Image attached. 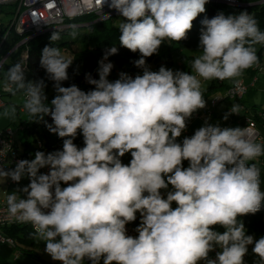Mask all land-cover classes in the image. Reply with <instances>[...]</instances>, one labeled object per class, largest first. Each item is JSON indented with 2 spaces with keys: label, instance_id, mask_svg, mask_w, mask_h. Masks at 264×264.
Here are the masks:
<instances>
[{
  "label": "clouds",
  "instance_id": "obj_1",
  "mask_svg": "<svg viewBox=\"0 0 264 264\" xmlns=\"http://www.w3.org/2000/svg\"><path fill=\"white\" fill-rule=\"evenodd\" d=\"M106 2L122 18L119 45L139 52L133 64L142 74L120 72L118 79H108L114 65L106 61L118 53L114 45L98 62V79L85 74L92 90L65 87L73 59L59 47L45 46L39 62L54 82L50 102L43 79H26L23 60L0 80L3 91L23 92L22 107L32 122L44 121L63 140L61 150L36 151L34 159L0 167L5 181L29 180L7 195L9 217L30 223L33 238L62 264H245L249 246L254 264H264V236L247 235L240 219L264 203L261 168L253 162L264 156V143L254 142L247 128L207 121L178 142L193 113L206 106L202 80L239 83L259 63L255 46L264 45V31L246 11L205 16L200 54L191 63L195 74L163 65L152 71L147 58L165 40L187 39L208 0H47L44 7L59 8L71 20L103 12ZM31 19L43 21L35 10ZM69 28L75 40L78 25ZM61 31L51 33L53 45ZM240 110L233 104L223 119ZM16 114L12 104L0 116ZM78 130L83 147L74 143ZM125 154L131 156L128 164L122 162ZM44 168L47 173L40 171ZM138 216L137 235H129L126 226Z\"/></svg>",
  "mask_w": 264,
  "mask_h": 264
},
{
  "label": "trees",
  "instance_id": "obj_2",
  "mask_svg": "<svg viewBox=\"0 0 264 264\" xmlns=\"http://www.w3.org/2000/svg\"><path fill=\"white\" fill-rule=\"evenodd\" d=\"M238 1L243 3L245 2L248 4L245 6H238L223 2H211L205 16L210 19L221 12L227 16L230 14H239L240 12L246 11L255 17L260 30L264 31V2H260L261 0ZM113 16L114 15L110 16V18L107 19L94 21L97 15L93 13H87L71 20V22L78 24L88 23L87 25L82 27L86 28L87 30L85 31L84 35L81 36L80 40L82 41L87 37V41H92L93 43L91 46H83L81 49L73 53L72 58H70L73 59V63L67 70L69 79L63 82V86L67 87L72 84H75L81 90H84L86 92L92 90L94 86L89 85L86 82L85 74L91 73L93 78L98 79V62L103 58L105 51L114 45L118 48V53L115 55H111L108 58V62H111L114 65L108 79H113L115 76L119 75V73L122 72L125 67L128 66L130 68H133L131 69L133 73L135 71H141V69L136 68L133 64V61L140 57L139 52L133 53L130 50L119 45V30L117 26H114L110 21ZM204 17L198 16L196 20L193 21V28L188 33L187 39H184L180 42L169 40L163 41L158 53L147 58L146 63H153V65H155L156 67H161V65L163 64L172 66L174 63V51L179 49H195L197 51H200L199 37L200 29L202 27L200 22ZM55 30L56 29L46 31L43 34L31 38L26 43V46L28 48V58L26 61V67L32 75L34 81H38L41 79L45 81V94L47 96L48 102H50L51 99L54 98L56 92L53 86L54 82L48 79L45 70L40 66L39 61L41 51L45 46H56L63 47L66 49L71 46L72 42L75 41L73 39H61V41L55 42V45H53L49 38L51 33ZM70 30V28L62 29L61 36L63 37V35L69 34ZM20 38L21 37L17 34L11 33L10 38H7L3 42L2 54L6 53L11 47H13L19 41ZM255 47L257 49V55L259 57V63H261L262 53H264V45H256ZM23 49V45L19 46L13 56H19L20 52ZM4 66H2L0 70ZM116 69H118V72H116ZM184 72H188L189 74H191L190 68H187ZM256 73L257 69L255 70L252 67L245 70L243 74L248 75L249 78H251ZM230 81L231 80H224L220 82H218V80L209 81L208 86L202 89L205 101L208 100V98L212 95L215 90H224L229 85ZM249 92H251L250 88L248 89L245 95H247ZM8 94L10 95L11 93ZM231 103L238 105L244 104V98L233 100ZM227 107L228 106H226V108ZM215 111L216 109L214 110V113ZM253 118L256 120L260 132L264 134V116H258L257 110H255ZM212 119L213 116L211 118V121ZM44 120L47 121V123H52L50 116H46ZM23 133L24 139L21 140V145L22 157L24 159H34V153L36 151H44L45 153H49L62 149L63 140L59 138L56 134L50 133L47 127L45 126L44 121L32 122V119L28 117V119L26 120V125L23 128ZM37 141L41 142L40 146L37 144ZM74 143L78 147L84 146L83 136L79 133V130L78 135L74 140ZM130 159V154H125V156L122 158V162L124 164H128L130 162ZM258 159H264V156H261ZM258 159L253 162L257 163V165L261 168V190L264 191V161H259ZM240 219L245 225L247 234L252 235L255 239H259L261 236H264V203H262L261 209L258 212H256L255 214L245 215L243 217H240ZM6 231L9 235L15 238L17 248H19L27 255L36 254V251L32 245L34 243V238L32 235L33 230L28 224H15L7 228ZM12 251L13 248L4 244H0V264H10V262H8V258L10 257ZM40 260H38L37 263L39 262L40 264H51L50 261L44 262L42 260L41 262Z\"/></svg>",
  "mask_w": 264,
  "mask_h": 264
},
{
  "label": "built area",
  "instance_id": "obj_3",
  "mask_svg": "<svg viewBox=\"0 0 264 264\" xmlns=\"http://www.w3.org/2000/svg\"><path fill=\"white\" fill-rule=\"evenodd\" d=\"M46 2L47 0H0V60H4L3 66L6 64L5 62L7 61V59L13 56V54L18 49V47L22 45L24 46V49L20 52L19 56L26 62L28 58V48L26 46V43L31 38H34L49 30H54V29L62 30L69 28V25L71 24H76V25L81 24V23L78 24L71 22L72 19L70 20L67 16H64L59 8L49 9L44 7V4ZM208 2L209 3L223 2L238 6H245L248 4L245 2L244 3L240 2L238 0H208ZM260 2H264V0H261ZM34 10L39 13V16L42 18L43 21H46L48 25L44 24L43 21H40L38 25L32 22L31 13ZM90 13L97 15L94 21H99L109 18L107 17V14L109 16L119 14L114 9L109 8L107 2L105 3L103 12L98 13L93 11ZM11 33H15L21 38L6 53L2 54L3 42L7 38L8 39L10 38ZM253 68L255 70L257 69L258 71L260 70V65L259 64L254 65ZM116 72H118V69H116ZM127 73L134 77L133 71H127ZM238 79H239V83H236L235 81L231 80L229 85L222 92H218L217 94L211 95L208 98V100H206L205 108L199 109L195 113H193L192 117L188 121L186 131L188 130L189 123H191L193 120L200 119L204 123L205 121L210 123L214 110L217 108L218 104L224 99L229 98L232 100H238L243 98L247 93L248 89L253 85L257 77L256 75L252 76L250 78L252 80L250 83H247L243 78H238ZM218 82H220V80H218ZM6 94H8V92L3 91V88L1 86L0 109L3 108L7 103L4 97ZM22 95H23V103H24L25 96L23 92ZM22 105L18 107V111L24 110ZM232 105L233 104H231L226 108L227 111H229ZM239 105H240V109H244L246 112H249L250 108L247 107L248 110H246L247 108L243 104H239ZM232 115H236V114H232ZM257 115L261 117L264 116V111L262 110L257 111ZM221 127H228V126L222 125ZM243 128H247L250 131V133L252 134L251 139L254 142L264 143V134L260 132L257 122L253 118V116L247 115L244 117ZM17 132H18L17 129L14 130L9 126L0 129V167L3 168L15 167V163L18 160L24 159L22 157V145L16 139ZM37 144L40 146L41 142L37 141ZM258 160L264 161V159H258ZM40 171L42 173H47L48 169L44 168L41 169ZM62 186H66V185H62ZM15 224H28L34 231L33 226L30 223H21L19 221H16L14 218H10L7 212L6 199L1 198L0 199V244H4L13 248L12 251L13 259H18L21 250L17 248L15 238L9 235L6 231L7 228ZM126 227L128 229L129 235L132 236L137 235V233H135L134 231L135 228L132 225L129 224ZM210 255L214 258L215 253H211ZM49 261L51 262V264H62V262L52 260L51 257ZM85 264H90V262L86 260Z\"/></svg>",
  "mask_w": 264,
  "mask_h": 264
},
{
  "label": "rangeland",
  "instance_id": "obj_4",
  "mask_svg": "<svg viewBox=\"0 0 264 264\" xmlns=\"http://www.w3.org/2000/svg\"><path fill=\"white\" fill-rule=\"evenodd\" d=\"M210 3H206L205 8H206V12L200 14L199 16L204 17L207 13L208 7H209ZM122 18L120 17L119 14L114 15L110 21L112 22V24L114 26H117V24L120 22ZM5 20V19H4ZM88 23H81L80 25H78V32L79 35L78 37L75 39L74 42H72L71 46L68 48H63V47H59L62 54L65 55L66 58H72V55L74 52L78 51L79 49H81L83 46H91L92 45V41L88 42L87 37L85 39H83L82 41L81 36L84 35L85 31L87 30L86 28H82L83 26L87 25ZM62 39H72L71 36L69 34H65L63 35ZM200 54L199 51L195 50V49H179L173 52V60L174 63L172 66H168L166 64H163V66H166L167 68H170L174 71L179 70V71H185L187 68H190V73L195 74L194 70L191 68V63L192 61ZM23 60L20 56H11L7 59V61L5 62V66L0 70V80H3V78L5 77L6 73H7V69L12 65L15 64L17 61H21ZM153 62V61H152ZM24 65H26V62L23 60ZM161 63V62H159ZM150 66V69L152 71H158L159 67H156L155 65H153V63H147ZM260 65V70L257 71V73L255 74L257 79L254 81L253 85L250 87L251 92H249L247 95H245L244 98V104L249 107V112H246L244 109L240 110L239 114L236 115H230L229 118L225 121L223 119L224 115L226 113H228L227 109L224 110V113L222 116H218L216 119H213L211 121L212 125H216L219 124L221 125H227L228 127H240L243 128L244 125V117L249 115V116H253L254 111H260V110H264V53H262V61L261 63H259ZM162 66V65H161ZM26 67V66H25ZM129 66L125 67L124 70L122 72H126L127 71H132ZM135 71V70H134ZM134 77L137 74H142V70L141 71H135L134 72ZM25 76L27 80H31L34 81L32 78V75L30 74V72L28 71L27 67H26V71H25ZM119 75L115 76L113 79L109 78L110 81H114L116 79H118ZM239 78H243L245 79V81L247 83H250L252 80L249 78L248 75L243 74L241 77ZM249 78V80H247ZM209 84V81H202V89L206 88ZM223 90H215L213 94H217L218 92H222ZM6 99V105L0 109V113H2L5 108L9 105H16L17 107V114L16 117L14 119H10V118H4L2 116H0V129H3L6 126H9L11 128H13L14 130H18L17 135H16V139L19 143H21V140L24 139V133H23V128L26 125V120L28 119V115L26 114V112L23 111H19L18 112V107L19 105L23 104V95L22 92H17L15 95L12 94H6L5 96ZM233 100L226 98L223 101H221L218 106L220 110L223 108L224 105H226L227 102H231ZM233 104V103H232ZM229 105V106H230ZM227 106V105H226ZM218 112V110H217ZM205 123L203 121H201L200 119H196L192 121V124L190 126V129L187 130L186 132H183L181 137L178 138V142H181L183 140L184 137H191L192 135H194V132L199 129L201 126H203ZM20 126V128H19ZM186 133H189L188 135H186ZM184 167H188V161H184ZM29 183V180L27 178L22 179L19 184L17 183H13L7 187H5L6 193L7 195L11 194L12 191L16 190L17 188L26 186ZM163 191V190H162ZM3 194V193H2ZM7 195H5V197H7ZM22 195V194H21ZM173 207H175V204H173ZM135 227V225H134ZM216 230L223 232L224 229L222 227L216 226ZM247 234V232H246ZM249 235V234H247ZM33 248L36 251L35 255H27L25 254L23 251L20 252L18 259H13V255L11 253L10 257L8 258V262H10V264H40L39 262L37 263L38 260H40L42 262V260L44 262L49 261L50 260V256L48 254L45 253L44 249L46 247L44 242H39L38 240L34 239V243L32 244ZM252 254V246H249V251L248 254ZM254 256V255H253ZM255 257V256H254ZM256 258V257H255ZM248 255H246V257H244L245 260V264H252V263H248L249 262ZM257 259V258H256Z\"/></svg>",
  "mask_w": 264,
  "mask_h": 264
},
{
  "label": "crops",
  "instance_id": "obj_5",
  "mask_svg": "<svg viewBox=\"0 0 264 264\" xmlns=\"http://www.w3.org/2000/svg\"><path fill=\"white\" fill-rule=\"evenodd\" d=\"M247 80H249V78L247 79ZM232 104V103H231ZM226 105L227 106H229L230 105V102H227L226 103ZM226 105H224L223 106V108L220 110L218 107L216 108V111H215V113H214V115H213V119H216L218 116H222L223 115V113H224V110L226 109ZM246 108H247V106L245 105V104H243ZM249 108V107H248ZM248 108L246 109V110H248ZM217 110H218V112H217ZM212 119V120H213ZM191 124H192V122L191 123H189V125H188V130L190 129V126H191ZM189 133H186V135H188ZM182 142V141H181ZM14 182L13 181H11L10 179H8V180H4L3 178H0V199L1 198H4V199H6V197H5V195H7V193H6V190H5V187H7V186H9V185H11V184H13ZM3 193V194H2ZM139 223V218L137 219V221L136 222H133V223H131L130 225H132L133 227H134V225H135V227L137 226V224ZM134 227V228H135ZM248 255V258H250L249 259V262L248 263H252V264H254V261L256 260V258L252 255V254H247ZM246 263V262H245ZM101 264H102V262H101Z\"/></svg>",
  "mask_w": 264,
  "mask_h": 264
}]
</instances>
